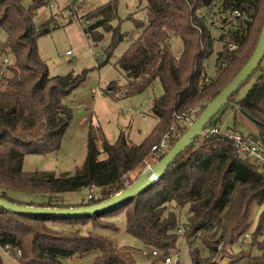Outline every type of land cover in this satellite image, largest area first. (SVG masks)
<instances>
[{
	"label": "trees",
	"instance_id": "obj_1",
	"mask_svg": "<svg viewBox=\"0 0 264 264\" xmlns=\"http://www.w3.org/2000/svg\"><path fill=\"white\" fill-rule=\"evenodd\" d=\"M50 1L0 0V29L7 34L0 43V56L12 60L0 67V198L19 205L83 207L127 188L124 175L140 167L153 145L177 122L174 113L198 118L249 60L264 24V0H147V23H137L138 37L117 65L127 75L126 95L144 91L156 79L161 81L163 93L153 103L158 118L154 132L135 144L123 132L110 142L91 130L81 167L64 174L30 172L23 168L25 155L45 154L60 147L73 117L72 108L63 99L83 84L87 75L85 71L49 75L48 64L39 54L38 39L60 25L53 12L40 26L34 19L39 8ZM117 6L111 0L86 12L92 20L96 18L84 27L90 38H102V34L96 35L101 26L112 28L110 21L118 16ZM171 33L182 42L178 57L171 49ZM123 36L113 37L100 65L109 60ZM214 53L217 74L206 82L208 61ZM254 77L248 91L239 97L241 88ZM226 109L248 114L256 121L252 123L258 133L245 134L235 117L233 125L222 132L201 134L156 183L106 211L47 216L17 214L0 207V245L20 264H65L91 252L96 253L93 264H140L133 249L112 235L119 229L116 216L122 211L126 231L162 252L161 256L169 255L184 240L191 264H222L225 257L230 258L226 264H264V162L239 156L234 141L227 136L247 135L264 146V59L206 128L222 126ZM179 125L170 148L188 128ZM83 188L96 189V195L91 193V198L72 205L60 199L64 192ZM17 193L37 194L39 199L26 201ZM256 202L263 208L250 233L249 252L226 250L249 230L251 206Z\"/></svg>",
	"mask_w": 264,
	"mask_h": 264
},
{
	"label": "rangeland",
	"instance_id": "obj_2",
	"mask_svg": "<svg viewBox=\"0 0 264 264\" xmlns=\"http://www.w3.org/2000/svg\"><path fill=\"white\" fill-rule=\"evenodd\" d=\"M111 0H87L84 7L76 14L71 10L64 9L66 0H53L54 6L50 4L39 8L34 22L40 26L49 20L51 13H55V22L60 25L53 28L50 33L42 35L38 39L39 54L48 64L49 75L82 74L86 72V79L76 89L67 94L63 101L73 110V117L61 141L60 147L45 154H27L23 160L25 171H48L56 174L73 172L81 167L87 155V143L91 130L106 136L110 142H115L121 132L125 133L128 140L139 144L146 137L150 136L158 123L154 114L153 103L163 93V86L159 79L144 91L126 95L127 75L117 65L118 58L129 47L130 43L138 36L137 23L143 22L146 25L148 20L147 0H115L117 2L118 16L110 21L111 29L101 26L96 29V35L102 34V38L95 41L84 31V25L79 18L85 11L97 9ZM28 4V1H25ZM85 9V10H83ZM201 11L204 12L202 9ZM96 18H93V22ZM54 21L51 24L53 27ZM120 33L124 38L113 48L112 55L103 65V53L111 45L113 37H119ZM217 34V33H216ZM7 34L0 29V43L6 40ZM171 49L175 56H180L182 42L178 35H169ZM220 44V43H219ZM221 45V44H220ZM218 46V49L221 46ZM70 51V53H68ZM99 60V61H98ZM215 53L208 61V73L216 77L217 71L214 65ZM12 60L0 56V67L4 68ZM255 77L246 83L239 92L242 97L248 91ZM117 85L116 89L113 86ZM237 117L238 127L245 134L249 132L258 133L255 125L240 112H233L226 109L222 113L221 125L225 130L234 123ZM174 123V122H173ZM101 143V142H100ZM168 150V149H167ZM155 159L148 156L136 170L124 175L123 182L126 187L131 185ZM96 189L83 188L74 192H64L60 199L65 203L77 204L87 199L89 193L96 195ZM23 200H38L37 194L17 193ZM263 206L257 202L251 206L250 228L230 247L234 254L244 251L249 252L250 233L256 227L259 214ZM182 219L183 215H182ZM119 229L112 235L121 245L133 249L134 255L140 264H164L160 256L153 255L154 248L144 244L126 231L124 213L117 214ZM58 228L57 224H53ZM200 245V244H198ZM201 247V245H200ZM162 255V252H158ZM95 252H91L83 259L74 258L66 261L65 264H93ZM225 254L230 255L231 252ZM173 258L178 257L182 264H191L189 246L182 240L178 248L169 253ZM229 257L222 260V264L229 262ZM0 262L2 264H20L12 255L8 254L0 245Z\"/></svg>",
	"mask_w": 264,
	"mask_h": 264
},
{
	"label": "water",
	"instance_id": "obj_3",
	"mask_svg": "<svg viewBox=\"0 0 264 264\" xmlns=\"http://www.w3.org/2000/svg\"><path fill=\"white\" fill-rule=\"evenodd\" d=\"M264 59V24L259 36V40L249 60L238 71L234 78L210 101L202 113L187 128V130L179 137L177 142L166 152V154L156 163L148 166L137 179L127 188L97 204L83 207H40L19 205L0 198V207L12 211L17 214L24 215H47V216H83L95 214L98 212L109 210L120 205L126 200L144 192L154 183H156L166 172L171 163L190 145L197 137H199L209 122L221 111V109L229 103V98L233 93L252 76ZM241 111V109H239ZM243 115L251 122L256 121L248 114Z\"/></svg>",
	"mask_w": 264,
	"mask_h": 264
},
{
	"label": "built area",
	"instance_id": "obj_4",
	"mask_svg": "<svg viewBox=\"0 0 264 264\" xmlns=\"http://www.w3.org/2000/svg\"><path fill=\"white\" fill-rule=\"evenodd\" d=\"M85 2L86 0H66L65 6L70 7L69 10L73 9L71 10L73 13L74 10L82 9L85 5ZM49 4L50 6H54L53 0H51ZM80 5L82 6L81 8H80ZM86 12L88 11H85V14H83L79 18V20L84 25H89L92 22V19L88 17ZM235 14L237 16H240V12L238 11H236ZM68 53H70V51ZM204 79L206 82L211 80V76L209 75V73L206 74ZM174 116L176 117L177 122H174L173 124H171L168 131L165 132L163 136L161 137L160 141L156 143L155 145H153L150 155H149L151 158L156 159L161 153H164V152L166 153L169 150L171 146L172 137L176 134V132L179 131V128H180L179 122L181 125L189 126L195 120L192 115H187L185 113L184 114L174 113ZM222 131H223L222 126L220 127L214 126V127L205 128L202 134L211 135V134L220 133ZM227 136L230 137L234 141V146L239 156L241 157L249 156L251 158H255L259 161L264 162V146L263 145H260L255 140L248 137L247 135L238 134V133H232V134L227 133ZM91 197L92 195L91 193H89L88 198H91ZM153 255L160 256L163 259L164 264H178L180 262V259L178 257L173 258L170 255L161 256L156 250L153 251Z\"/></svg>",
	"mask_w": 264,
	"mask_h": 264
},
{
	"label": "crops",
	"instance_id": "obj_5",
	"mask_svg": "<svg viewBox=\"0 0 264 264\" xmlns=\"http://www.w3.org/2000/svg\"><path fill=\"white\" fill-rule=\"evenodd\" d=\"M138 37V36H137ZM256 128V127H255ZM256 130V129H255ZM255 130H253V132H255Z\"/></svg>",
	"mask_w": 264,
	"mask_h": 264
}]
</instances>
